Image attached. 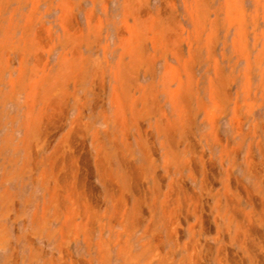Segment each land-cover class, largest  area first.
<instances>
[{
	"label": "crops",
	"instance_id": "obj_1",
	"mask_svg": "<svg viewBox=\"0 0 264 264\" xmlns=\"http://www.w3.org/2000/svg\"><path fill=\"white\" fill-rule=\"evenodd\" d=\"M128 1L71 0L76 19L64 25L56 1L42 0L29 26L18 14L0 23V264H102L103 243L110 264H129L157 235L174 264L185 241L239 247L236 204L256 228L246 246L264 249L263 17L256 27L249 15L243 35L221 15L211 37L188 12L194 0H146L140 30ZM168 19L185 27L180 37ZM62 58L71 75L55 108L49 84ZM181 88L188 116L176 107Z\"/></svg>",
	"mask_w": 264,
	"mask_h": 264
},
{
	"label": "bare ground",
	"instance_id": "obj_2",
	"mask_svg": "<svg viewBox=\"0 0 264 264\" xmlns=\"http://www.w3.org/2000/svg\"><path fill=\"white\" fill-rule=\"evenodd\" d=\"M42 0H17L16 5H13V0H0V23L2 21H4L5 19H9L14 17L15 15H21L22 18H24L27 21V25L29 26V22L32 19H35L37 17V15H43V12L41 11L40 8V4H41ZM50 1V0H49ZM55 4V8L57 10H60V14L58 16V19L60 20V22L64 25H67V23L71 20V22L73 21L72 19H76V15L75 12L73 11V5L71 0H51V3L53 2ZM146 0H129L127 5L128 7L133 8L134 10V17L136 19V24L137 27L141 30L142 29V22H143V16L144 14H146L147 16H150L147 14V12L142 13V9L145 7L146 4ZM167 2V0L165 1ZM208 0H194L192 5L193 7L190 8L188 10V12L194 16L193 19L199 22V28L200 31L202 30V27L204 29V25L206 26V22L210 23L211 26V37L214 36L215 31H217V23H218V17H220L221 15H224L225 20L228 22L229 27L233 28L235 27L237 29L238 32H241L243 35H245L246 32H248V21H249V15H255L253 18V20L255 21L254 24L257 27L259 25V21H260V17H263L264 19V0H224V4L223 6H218V7H210V5H208ZM247 3L252 4V6H254L253 8V12H249L246 8ZM172 5V4H171ZM165 6V5H164ZM166 6H169L168 3ZM149 8V7H148ZM172 8H174V6L172 5ZM50 9V8H49ZM130 9V8H129ZM165 10H167V7L165 8ZM164 10V12H165ZM47 11V10H46ZM149 11V10H148ZM46 13V12H45ZM166 13V12H165ZM164 13V14H165ZM150 14V13H149ZM171 14V13H169ZM168 14V18L171 19V17H174L173 15L169 16ZM213 14L215 15V17L212 18ZM163 16V15H162ZM149 18V17H147ZM165 18V17H163ZM168 23V28L167 25L164 26L166 27L168 30L171 31H175V33H177L179 35V37L181 36V33L185 32V27L182 26L181 22H178V20H176L175 22H173L174 20H169ZM164 22V21H163ZM171 22V23H170ZM173 22V23H172ZM166 23V22H165ZM163 23V25L165 24ZM170 24H172L171 26H169ZM3 25V24H2ZM1 25V26H2ZM0 26V27H1ZM25 26V25H24ZM150 26V25H149ZM26 27V26H25ZM146 27V26H145ZM163 27V28H164ZM69 28V27H68ZM255 29V28H254ZM253 29V30H254ZM146 30V28H145ZM260 30V29H259ZM24 31H26V29H24ZM203 31V30H202ZM262 32H264V28L261 30ZM145 32V31H144ZM165 32V30H164ZM170 35L173 32H168ZM173 33V34H175ZM76 34V33H75ZM65 36V35H64ZM170 36H173L172 34ZM176 36V35H175ZM174 36V37H175ZM166 37V36H165ZM169 37V36H168ZM184 37V36H183ZM41 38V35H40ZM99 38V37H98ZM189 38V37H188ZM83 37L80 34H77L75 36H70V42H71V46L73 49H78L79 46L82 45L83 43ZM99 40V39H98ZM168 40V39H167ZM175 40V39H174ZM179 40V39H177ZM212 40V39H211ZM153 41V40H152ZM171 41V39H170ZM180 41V40H179ZM43 42V41H42ZM64 42V41H63ZM145 42V41H143ZM170 44V43H169ZM38 45V43H37ZM36 45V46H37ZM171 45V44H170ZM181 44H179L180 46ZM175 46V45H174ZM135 47V46H134ZM36 48L39 49V47L37 46ZM127 48V47H126ZM173 48V47H172ZM177 47H174V49ZM246 49V48H245ZM176 50V49H175ZM35 51V50H34ZM71 51V50H70ZM136 51V48H135ZM148 52V51H147ZM175 51L173 50V53ZM146 53V52H145ZM151 55V53H146ZM176 54V53H175ZM178 54V53H177ZM176 54V55H177ZM180 54V53H179ZM182 54V53H181ZM194 54V53H193ZM243 56L246 57L247 59L249 58V52L248 51H244L242 52ZM264 55V52H263ZM148 56V55H147ZM152 56V55H151ZM154 56V55H153ZM180 56V55H179ZM193 56V55H192ZM242 56V57H243ZM82 58V57H81ZM75 64H78V62L80 63L82 60L79 59V57L77 56V58H75ZM79 59V60H78ZM36 61V60H35ZM149 61V60H148ZM155 61V60H154ZM140 62V61H138ZM152 62V61H151ZM185 62V61H184ZM82 63V62H81ZM153 63V62H152ZM151 63V64H152ZM191 63V62H190ZM38 64V63H37ZM192 65V64H191ZM47 66V65H45ZM188 66V65H187ZM77 67V66H76ZM124 67V66H123ZM221 67V66H220ZM151 68V66L149 67ZM190 68V67H189ZM81 69V68H80ZM152 69H154L152 67ZM222 69V68H221ZM153 72V71H152ZM155 72V70H154ZM153 72V73H154ZM11 73V72H9ZM71 75V72L68 71V60L66 58H62L60 59L59 62V67L58 70L56 71V73L53 75L52 79L50 80V98H54L55 103H53V106L55 108H57L58 106H62L64 107L60 102L63 101H67L65 100L66 96H68L67 90H66V82L69 80ZM152 76V75H151ZM46 73H43V75L40 76L39 78V85L41 83H43V81L46 80ZM98 78V77H97ZM123 78V77H122ZM135 78H137L135 76ZM191 78V77H190ZM189 78V79H190ZM32 79V78H31ZM128 79V78H127ZM222 79V78H221ZM165 80V79H164ZM170 80V79H169ZM127 81V80H126ZM99 82V81H98ZM166 82V81H165ZM168 83V82H167ZM212 84V83H211ZM223 84V83H222ZM127 85V84H126ZM137 85V84H136ZM35 86V85H34ZM38 86V85H37ZM168 87V85H166ZM136 87V86H135ZM150 87V86H149ZM128 88V87H127ZM126 88V89H127ZM166 88V87H165ZM152 89V88H151ZM198 89V88H197ZM224 89V88H223ZM229 89V88H228ZM227 89V90H228ZM48 90V89H47ZM127 91V90H126ZM130 91V90H129ZM186 89H182L181 91L177 93L178 95V102H177V106L180 113L185 116L187 115L186 113L189 111L188 108V98H187V94H186ZM146 92V91H145ZM154 92V91H153ZM216 92V91H215ZM218 93V92H216ZM149 94V93H148ZM155 94V93H154ZM198 94V93H197ZM98 95V94H97ZM95 95V97L97 96ZM153 95V94H152ZM215 95V94H214ZM229 95V94H228ZM35 96V94H34ZM101 96V95H99ZM98 96V98H99ZM149 96V95H148ZM154 96V95H153ZM198 96V95H197ZM216 96V95H215ZM49 98V97H48ZM49 98V100H50ZM97 98V99H98ZM150 98V97H149ZM152 98V97H151ZM213 98V96H212ZM211 98V99H212ZM215 98V97H214ZM136 99V98H135ZM152 100H154L152 98ZM34 101V100H33ZM158 102V100H156ZM122 100H118L117 103V115H119V117H123L125 115V105H123ZM135 102V101H134ZM148 102V101H147ZM150 102V101H149ZM148 102V103H149ZM152 102V101H151ZM150 102V103H151ZM155 103V102H153ZM48 104V103H47ZM250 104V103H249ZM52 105V104H51ZM65 105V104H64ZM152 106H154L153 104H151ZM252 105V104H251ZM150 106V107H152ZM158 106V105H157ZM67 107V106H66ZM104 107V106H103ZM159 107V106H158ZM65 108V107H64ZM156 108V107H155ZM155 108H152V110H154ZM29 109V108H28ZM157 109V108H156ZM31 110V109H29ZM53 110V109H52ZM151 110V109H150ZM151 110V111H152ZM158 112V110H157ZM58 113V112H57ZM161 113V112H160ZM189 113V112H188ZM31 114V113H30ZM61 115V114H59ZM47 116V115H46ZM52 116V115H51ZM56 116V115H55ZM79 116V115H78ZM160 116V115H159ZM188 116V115H187ZM186 116V117H187ZM191 116V115H190ZM62 117V115L60 116ZM64 117V116H63ZM62 117V118H63ZM76 117V116H75ZM192 117V116H191ZM50 118V117H49ZM59 118V117H58ZM162 118V117H161ZM80 119V117H77V120ZM188 119V118H187ZM217 119V118H216ZM29 120V119H28ZM43 120V119H42ZM58 120V119H57ZM64 120V119H63ZM75 120V119H74ZM183 120V119H182ZM62 121V120H61ZM40 122V121H39ZM59 122V120H58ZM64 122V121H62ZM77 122V121H76ZM46 123V122H45ZM61 123V122H59ZM44 124V123H43ZM47 124V123H46ZM62 124V123H61ZM81 124V123H80ZM77 125V124H76ZM43 127H45L44 125H42ZM75 126V125H74ZM81 126V125H80ZM165 126V125H163ZM188 126V125H187ZM185 127V126H184ZM241 127V125H240ZM125 128V127H124ZM217 129V128H216ZM48 130V129H47ZM185 130V129H184ZM165 131V130H164ZM167 131V130H166ZM84 132V131H83ZM170 132V131H169ZM187 132H189V130H187ZM47 133V132H46ZM66 133V132H65ZM166 133V132H165ZM191 132L187 133L190 134ZM47 135V134H46ZM64 135V134H63ZM149 135V134H148ZM169 135V134H168ZM172 135V134H171ZM52 137V135H49ZM100 136V134L98 135ZM45 138V137H44ZM50 139V138H49ZM63 140V139H62ZM67 140V139H66ZM46 141V140H45ZM221 141V140H220ZM39 142V141H38ZM43 142V141H42ZM175 142V141H174ZM35 143V142H34ZM61 142H59L60 144ZM58 144V143H57ZM62 144V143H61ZM66 144V143H65ZM79 144V143H78ZM82 144V143H81ZM85 145V144H84ZM103 145V144H102ZM40 146V145H39ZM83 146V145H81ZM37 147V146H36ZM67 147V146H66ZM73 148V147H72ZM36 149V148H35ZM153 149V148H152ZM200 150V149H199ZM73 151V150H72ZM84 151V150H83ZM58 152V151H57ZM155 152V151H154ZM56 154V153H55ZM65 154H67L65 152ZM87 154V153H86ZM72 155V154H71ZM77 155V154H76ZM68 157V156H67ZM56 158V157H55ZM127 158V157H126ZM63 159V158H62ZM89 159V158H88ZM97 159V158H96ZM123 160V158H121ZM128 159V158H127ZM90 160V159H89ZM56 162V161H55ZM90 162V161H89ZM88 163V162H87ZM127 163V162H126ZM34 164V163H33ZM151 164V163H150ZM130 165V164H129ZM254 165V164H253ZM69 166V165H68ZM90 166V165H89ZM208 168V167H207ZM211 168V166L209 167ZM55 169V167H54ZM81 169V168H80ZM91 169V168H89ZM88 169V170H89ZM134 169V168H133ZM86 170V169H85ZM195 170V169H194ZM212 170V169H211ZM83 171V170H81ZM80 171V172H81ZM90 172V171H89ZM228 172V171H227ZM255 173V172H254ZM88 174V173H87ZM81 176V175H80ZM80 176L78 178H80ZM83 176V174H82ZM88 176V175H87ZM90 176V174H89ZM230 176V175H229ZM231 177V176H230ZM85 178V177H84ZM213 180V179H212ZM215 180V179H214ZM89 181V180H88ZM209 182V181H208ZM140 183V182H139ZM116 186V185H114ZM94 187V186H93ZM92 187V188H93ZM190 188V187H189ZM82 190V189H81ZM90 190V189H89ZM137 192V191H136ZM98 193V191H97ZM249 194V193H248ZM60 197V196H59ZM83 197V195H82ZM254 197V196H253ZM175 202V201H174ZM199 202V201H198ZM258 203V202H257ZM17 204V203H16ZM142 205V204H141ZM262 206V205H261ZM236 207V212L231 215V223H233V220L237 221V225L235 226L234 229V234L232 237V240H234L236 243L238 242V246L239 247H235L233 244H218L215 248H212L211 246H209L208 248L203 247L201 244L202 243H190L189 241H185L183 243L184 247L183 249L187 251V254L184 255V257L182 259H180L177 263L174 264H210L208 262H206L207 259V255H214V257L217 259V264H264V249L258 247L255 244L250 243L249 246L247 245V241H249L252 237V235L255 234V229L256 228H250V225H252L253 221L251 218V215L247 214V213H243L240 208H238V205H235ZM119 212V211H118ZM167 212V211H166ZM189 214V213H188ZM11 217V216H10ZM149 217V216H148ZM124 219V218H123ZM111 220V219H110ZM100 221V220H99ZM88 222V221H87ZM89 223V222H88ZM87 224V223H86ZM204 224V223H203ZM83 226V225H82ZM252 227H254L252 225ZM88 230V229H86ZM231 230V225H228L226 231L230 232ZM122 231V230H121ZM92 232V231H91ZM175 232V231H174ZM207 232V230H206ZM262 232V230H261ZM149 234H151V236H155L154 231L149 230L148 231ZM262 234V233H260ZM173 235V234H172ZM182 236V235H181ZM180 236V237H181ZM179 237V238H180ZM260 237V236H259ZM156 238L158 239V242L154 244V242H152L151 240L149 241L150 243L146 242V246H144V249L141 248V250H137V251H132L131 247L126 246V241H122L121 238H119V240L116 241V245L118 246L117 248V257H119L120 259H126V257L129 256V254L131 253V251L133 253H131L130 257L128 258V260H131L132 262H130L129 264H172L170 262L167 261V258H165V256L167 255L166 253L162 252L161 249V244L163 242V239L157 235ZM217 239H219V236L216 237ZM253 239V238H252ZM11 240V239H10ZM88 241V240H87ZM232 241V243L234 242ZM234 242V243H235ZM154 245V246H153ZM66 247V246H65ZM102 264H110V261L112 259V255H114L115 253H113V249L111 247H108L107 244L103 243L102 247ZM247 251L248 254H245L244 251ZM207 251V253L205 252ZM14 255V254H13ZM17 255V254H16ZM70 255V254H69ZM244 256H248V259H244ZM13 258V257H12ZM18 258V257H17ZM16 258V259H17ZM15 259V260H16ZM13 261V260H12ZM17 262V260L15 261ZM13 262V263H15ZM73 262V261H72ZM11 263V264H13ZM126 264V263H124Z\"/></svg>",
	"mask_w": 264,
	"mask_h": 264
},
{
	"label": "rangeland",
	"instance_id": "obj_3",
	"mask_svg": "<svg viewBox=\"0 0 264 264\" xmlns=\"http://www.w3.org/2000/svg\"><path fill=\"white\" fill-rule=\"evenodd\" d=\"M247 257L248 256H244V259H248ZM216 260H217L216 258L212 257L211 258V264H217V261Z\"/></svg>",
	"mask_w": 264,
	"mask_h": 264
}]
</instances>
